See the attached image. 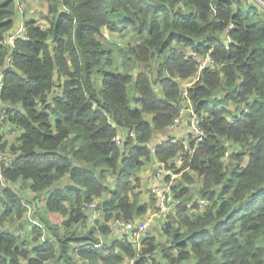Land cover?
Here are the masks:
<instances>
[{"label":"trees","instance_id":"obj_1","mask_svg":"<svg viewBox=\"0 0 264 264\" xmlns=\"http://www.w3.org/2000/svg\"><path fill=\"white\" fill-rule=\"evenodd\" d=\"M43 1L46 25L25 14L15 20L16 7L27 0H0V104L7 122L19 129L8 149L0 136V153L13 154L8 163L0 160V225L26 210L9 186L18 180L38 197L47 193L46 210L63 216L65 226L86 224L83 207L98 197L99 218L144 214L146 206L129 196L138 184L131 177L149 157L152 135L179 114L178 79L198 73L187 91L206 135L184 153L183 167L201 177L199 198L195 202L186 187L173 186L183 198L161 227L170 241L146 238L137 260L150 254L154 264L157 252L165 264L189 257L192 264H264V7L247 0ZM103 26L137 36L120 49L138 71L104 68L115 54L98 38ZM15 27L21 31L6 45ZM207 56L211 62L198 71L197 58ZM120 130L133 132L121 147L113 141ZM235 144L239 149H232ZM182 148L170 139L156 145L154 155L171 162ZM64 176L69 182L59 185ZM201 199L208 203L199 209ZM39 219L32 225L36 239L48 226L55 240L43 238L29 248L0 226V264H45L52 257L54 264H78L70 252L89 264H120L123 254H136L118 239L88 248L96 240L90 231L59 232L49 218Z\"/></svg>","mask_w":264,"mask_h":264},{"label":"rangeland","instance_id":"obj_2","mask_svg":"<svg viewBox=\"0 0 264 264\" xmlns=\"http://www.w3.org/2000/svg\"><path fill=\"white\" fill-rule=\"evenodd\" d=\"M258 3V2H256ZM260 4V3H259ZM262 14H264V8L261 10ZM17 14L18 17H17ZM21 14H25L27 16H31L37 19V21L41 25H46V21L48 19L47 14V5L43 0H27L25 4H20L18 7H16V16L15 20H20L22 18ZM264 19V17H262ZM15 21V23H16ZM16 32L14 30L12 33ZM8 34V33H7ZM6 38L7 35H6ZM98 38L102 41V43L108 47L111 50V54L113 56V52L115 54V59L113 63L108 65H103L105 69L112 70V71H125L129 73H133L135 71H138L140 69V66L138 63L131 64V61H126L127 57L126 55H123L120 48H123L128 44H133L135 40L137 39V36L132 33L130 29L124 30V31H118V32H111L107 29V27L103 26L100 29V34ZM125 62V64H123ZM204 62H209L205 60H200V64H203ZM96 76H99V73L95 74ZM181 83L180 91L185 90L188 88V84L191 82L189 81H182V79H178ZM192 85V84H191ZM190 85V86H191ZM133 87L132 82L129 83L128 88ZM59 92L58 88L54 90L53 94H57ZM157 93H160V89H156ZM181 93V92H180ZM134 92L133 89L130 88V95L133 96ZM243 103V102H242ZM241 103V104H242ZM186 105V104H185ZM229 110L230 111H236L234 103L229 104ZM0 136L2 137V142H5L8 146L11 144L17 143V136H18V130H16L11 124H9V121L7 122V116L4 112V117L0 118ZM185 123H182L178 125L177 128H180V130L174 132V129H170L169 131L165 133V135H155L150 143V147H153L157 141H161L163 138H169L173 135H176L177 137H180V139L185 143L186 149L187 144L190 141V137L188 136H181V133L185 131L188 127H190V119L188 117V114L184 116ZM149 147V146H148ZM149 147V148H150ZM237 147H232V149H236ZM239 149V148H238ZM230 160V159H229ZM154 164V160H146L145 163L136 171L135 176L132 177V183L135 185L134 190L129 193V196L131 199L135 198L138 202L145 204L147 207L146 212L144 213V216H147L149 214H154L156 212L155 202L156 197L154 196L152 192V188H158L161 186L163 180L162 179H154V182L150 185V188H147L143 184V179L145 178V171L148 170V173L151 175L149 177L154 176L155 173V167L153 166L152 172L150 170V165ZM184 164V163H183ZM183 164L179 165L180 168H175V172L179 173L175 178L174 187L181 186L186 187L188 189V194L190 193V197L193 201H197L199 198L198 195V188L201 185V177L197 176L193 170L185 169L183 167ZM180 170V171H179ZM179 171V172H178ZM186 175L189 177V180H186ZM153 178V177H152ZM108 183L110 185L115 184V179L113 176L107 177ZM69 182V179L67 176L62 177L59 180V185H64ZM9 186L18 193V195L21 197L22 201H25V207L26 210L23 212V215L19 219L10 220L8 222H4V224L0 225L2 230H10L14 232V234H19L20 238L23 239L26 246L29 248H33L35 246L40 245V242L43 238H50L55 240L53 237H51L50 234H48V226H44L42 229V233L39 234V238H37L36 233L32 232V225L33 223L39 224L40 222V216H44L45 218H49L51 220L52 224H57L58 231L59 232H66L71 227L74 230H78L79 232H84L88 229L94 230L96 229L95 225L99 223V220L106 224L108 227L113 228L110 226V222L103 219V215L98 218L99 220L96 221V224L93 226L94 219L98 216L94 214V211H89L86 208V204L83 207V211H87V214L90 216L87 220V223H72L69 226L63 225L62 221L64 220V217L61 216L58 213H50L46 210V207L42 200L44 201L45 197L47 196V193L43 192L42 196H37L36 194H32L31 190L29 189L27 183L20 182L19 180L15 183L10 184ZM172 188L170 192V200L175 204L179 201V199H182L183 197H177L176 191ZM105 195V194H104ZM135 195V196H134ZM134 196V197H133ZM107 197V195H105ZM102 197L95 198L94 201H92L95 205H97ZM204 205L201 204L199 209H202ZM174 212V210H170L169 213ZM189 214H191L189 212ZM167 215V214H166ZM143 217V216H142ZM165 221V216L159 215L157 217H154V220L152 221L150 228L148 229L147 238L152 237L154 239L155 243H165L169 242L170 238L163 233V230L161 229L163 222ZM109 223V224H108ZM35 225V224H34ZM110 230V229H109ZM86 232V231H85ZM84 232V233H85ZM94 236L99 237V239H102V243H106L107 245H110L113 243L114 239H117L119 236V233L115 231H109L108 233H92ZM41 235V236H40ZM121 240V238L119 239ZM144 245V244H143ZM55 247V255H57L58 252V246ZM143 247H146L144 245ZM72 255V259L76 260L78 264L82 263L84 260L79 258L77 255L73 254V252H70ZM175 255L177 251L173 252ZM155 258H154V264H165L164 259L159 256V253L156 252ZM123 257H127L128 259L126 262L128 264H153L152 256L150 254H147L146 257H144V261L137 260L136 258H132L131 254H123ZM55 258L52 257L50 260L46 261L45 264H54ZM88 263L87 261H84L82 264ZM194 263V258L189 257L188 259L182 261V263L179 264H192ZM63 264V262H61ZM65 264V263H64Z\"/></svg>","mask_w":264,"mask_h":264},{"label":"built area","instance_id":"obj_3","mask_svg":"<svg viewBox=\"0 0 264 264\" xmlns=\"http://www.w3.org/2000/svg\"><path fill=\"white\" fill-rule=\"evenodd\" d=\"M250 2H258L260 5L264 7V4L260 0H247ZM14 30L16 32L12 33ZM21 31V27H15L11 31L8 32L7 37L5 36L4 42L6 45L12 46V41L14 39V36H16ZM198 59V71L204 66L206 62L203 64H200V60ZM205 61L211 62V59L209 56L204 59ZM9 65V61L6 60L4 67ZM1 70V69H0ZM198 73L194 76H191L188 78V81L191 82L187 86L189 87L194 81L198 79ZM1 87V86H0ZM186 104V105H185ZM188 114V117L190 119V127H188L185 130V133L181 134V136H188L190 137V141L187 144V149L185 143L180 139V137H172L171 140L173 142L180 141L183 144V148L181 151H179L176 155V157L173 159V161L165 162V161H158L156 166L155 174L160 177V179L163 180L162 184L158 188H152V192L156 197V212L154 214H149L147 216H144L143 218L139 220H123L121 218H116L112 221H110V226L113 227L115 230L122 232L119 233L118 240L121 238V242H128L135 250L136 254L134 256H131L132 258H138L141 256L142 249H143V241L147 238L148 229L150 228V225L152 221L154 220V217H157L159 215L166 216L167 213H169L170 210H173L174 203L170 200V192L172 190V187L175 183V178L179 174L175 172V168H180L179 165L184 163V153L189 152L192 153L195 149V145L197 146L200 142L203 141L206 135V130L201 125V117L196 113L194 109V105L191 102L187 88L180 93V105H179V114L174 117L171 124L169 125L170 129L177 128L178 125L185 123L184 116ZM4 117V112L2 105L0 104V118ZM1 123V119H0ZM126 134L133 135V132L128 131H119L113 138V141L118 145L122 146L123 140ZM170 140V139H168ZM193 143V144H191ZM231 151L229 149L225 150L223 154L224 161L229 158V153ZM13 154L9 153L6 149V151L0 153V160H3L5 162H9L10 158ZM180 171V170H179ZM178 171V172H179ZM200 206L203 204L204 206L207 205L206 200H200L199 201ZM86 208L89 211H94L96 208V205L91 203H86ZM87 213V211L85 210ZM99 213L95 211V215ZM97 216V217H98ZM109 224V223H108ZM109 226V225H108ZM86 230V229H84ZM91 242V241H89ZM102 239H99V237H96V240L91 242L90 246H87L88 248L94 247L97 248L101 246ZM128 258L124 257L122 262L120 264H128L126 262Z\"/></svg>","mask_w":264,"mask_h":264},{"label":"crops","instance_id":"obj_4","mask_svg":"<svg viewBox=\"0 0 264 264\" xmlns=\"http://www.w3.org/2000/svg\"><path fill=\"white\" fill-rule=\"evenodd\" d=\"M262 16L264 17V14H262ZM182 81H188V78H186V79H182ZM230 120V119H229ZM16 130H18V132H19V129L18 128H15ZM167 130L169 131L170 130V128H169V126H167L166 127V129L164 130V132L163 133H156V134H153L152 135V137H151V139L149 140V142H148V144H147V147L149 146L150 147V143H151V140H152V138L155 136V135H161V136H163V135H165V133L167 132ZM178 130H180V128H174V132H176V131H178ZM186 130V129H185ZM183 133H185V131L184 132H182L181 134H183ZM176 135H173V136H171V137H169V138H163L161 141H157L156 143H155V145L153 146V147H148V149H149V157L147 158V159H145V160H143L144 161V163H145V161L146 160H148V159H150V160H154V164H152V165H150V170H151V172H152V168H153V166L155 167V171H156V166H157V162L158 161H161V160H159V159H157L156 157H155V155H154V147L156 146V145H158V144H161L162 142H164V141H167L168 139H171L172 137H175ZM18 137V136H17ZM227 143V142H226ZM232 147H237L235 150H237L238 148H239V145H234V146H232ZM176 156V155H175ZM173 161V160H172ZM171 161V162H172ZM165 162H170V161H168V160H166ZM170 162V163H171ZM143 163V164H144ZM140 168V167H139ZM138 168V169H139ZM138 169H136L135 171H134V175L132 176V177H134L135 176V173H136V171L138 170ZM144 175H145V178L142 180L143 181V184H144V186L145 187H147V188H150V185L154 182V179H160V177H158L155 173H154V176H152V177H149L151 174L150 173H148V170H146L145 171V173H144ZM132 177H131V180H132ZM136 177V176H135ZM155 196V195H154ZM138 204H140V205H145V204H142V203H140V202H138ZM155 204H156V202H155ZM146 209H147V207H146ZM133 216V218H124V217H119V216H116L115 214H113L112 216H110L109 217V219L107 220L108 222H110V221H112V220H114V219H116V218H121V219H123V220H139V219H141V218H143L144 217V214H140V215H132ZM143 216V217H142ZM90 217V216H89ZM99 218V216L98 217H96L95 219H94V221H93V226L96 224V221L97 220H99L98 219ZM103 219H104V217H103ZM102 225H104V223L103 222H101L100 220H99V223L97 224V225H95V227H96V229H94V230H91V229H88V230H85L86 232H92V233H102L101 231H100V226H102ZM107 229H108V232L109 231H115V232H119V231H117V230H115L114 228H110V227H107ZM110 229V230H109ZM84 231V232H85ZM83 232V233H84ZM107 232V233H108ZM119 233H122V232H119ZM86 264H89V263H86Z\"/></svg>","mask_w":264,"mask_h":264}]
</instances>
